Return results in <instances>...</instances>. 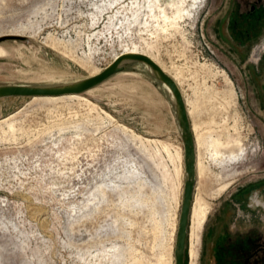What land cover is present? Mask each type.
I'll return each mask as SVG.
<instances>
[{
  "label": "rangeland",
  "instance_id": "1",
  "mask_svg": "<svg viewBox=\"0 0 264 264\" xmlns=\"http://www.w3.org/2000/svg\"><path fill=\"white\" fill-rule=\"evenodd\" d=\"M124 1L0 0V82H73L126 49L156 57L178 76L201 160L212 170L196 191L207 208L203 264L223 205L264 178V111L253 78L264 44L242 57L219 37L231 0H161L142 12L140 25L121 9ZM83 96L96 106L72 97L0 102V122L11 118L0 123V264H175L184 143L170 100L143 68ZM101 108L169 149L142 146L102 121ZM217 135L238 137L248 150L226 160L207 150Z\"/></svg>",
  "mask_w": 264,
  "mask_h": 264
},
{
  "label": "flooded vegetation",
  "instance_id": "2",
  "mask_svg": "<svg viewBox=\"0 0 264 264\" xmlns=\"http://www.w3.org/2000/svg\"><path fill=\"white\" fill-rule=\"evenodd\" d=\"M219 37L246 57L264 44V0H231ZM253 78L264 111V47ZM205 242L203 264H264V178L238 189L226 201L215 231Z\"/></svg>",
  "mask_w": 264,
  "mask_h": 264
},
{
  "label": "water",
  "instance_id": "3",
  "mask_svg": "<svg viewBox=\"0 0 264 264\" xmlns=\"http://www.w3.org/2000/svg\"><path fill=\"white\" fill-rule=\"evenodd\" d=\"M134 62L143 63L147 68L150 66L152 70H149V72L152 77H154V79L161 85H168L175 97V101L171 99V97L170 100L175 111V116L184 143L185 172L187 174L184 181L181 213L176 234L175 264H186L189 221L196 184V146L190 116L182 91L177 82L166 73L156 61L142 53H123L98 74L69 83L32 85L1 82L0 98L11 96H60L65 94L85 93L88 90L103 84L114 75L125 71L128 65Z\"/></svg>",
  "mask_w": 264,
  "mask_h": 264
},
{
  "label": "bare ground",
  "instance_id": "4",
  "mask_svg": "<svg viewBox=\"0 0 264 264\" xmlns=\"http://www.w3.org/2000/svg\"><path fill=\"white\" fill-rule=\"evenodd\" d=\"M125 1H129V2L127 4L124 3L121 6L122 7L121 9L125 11L127 9V7H128L131 11L134 12V14H136L138 16V20L135 22L136 25H140L142 23L141 15H142V12L146 10V8H148L150 11H153V9L156 7V5L157 4L159 5L160 2H161V0H125ZM122 3H123V1H122ZM146 3H148V4H146ZM120 4H121V2H120ZM177 17H179V16H177ZM174 19H176V17H173V20ZM165 20H166V22H169L170 21V17L168 15H165ZM158 26H162V24L158 23ZM97 32H98V30H97ZM125 51L127 53H136V50H131V49H126ZM71 56H73V55H71ZM148 56L151 57L154 61H156L164 69V71L166 73H168L177 82V84L180 87V83L178 81V76L170 74V72H169L170 70L168 69L169 70L168 71L156 57L150 56V55H148ZM118 57L119 56H116L112 60V62ZM112 62H110V63H112ZM88 65L92 66L90 64H88ZM104 69H101V68L100 69H96V68L95 69H91L89 76H93L95 74H98L99 72L103 71ZM148 70H152V68L150 66H148ZM178 72H179V70H178ZM89 76H86V77H89ZM162 86L165 89V91H167L169 97H171V99H173L175 101V97H174V94H173L171 88L168 85H166V84H162ZM95 88H92V89L88 90L87 92L92 91ZM180 89H181V87H180ZM181 91H182V89H181ZM87 92H85V93H87ZM182 94H183V97H184V93L183 92H182ZM62 97L82 98V99L86 100L89 104H92V106H96V104L94 102H91L86 97H84L83 93H79V94H65V95H60V96H33V97H31V99L47 98V99L56 100V99H60ZM184 100L186 102V106H187L188 113H189V116H190L191 115V110L189 108V104L190 103L188 104V102L185 99V97H184ZM101 111L105 115V116H103V120L102 121H104L105 119H108L111 123L112 122L113 123L116 122V123H114L116 125V128H118L119 130H123V131H125L127 133H130L135 138V140H137V141H139L141 143L142 146L145 147L147 144L157 143L159 145L161 144L164 149H166V150L169 149V145L166 144L164 141H162L160 139H157V138L145 137L143 135H140L134 129L130 128L128 125L120 123L119 121H117V119L114 117V115H112L110 112H108V111H106V110H104L102 108H101ZM9 119H11V118L9 117V118L3 119V120H1L0 123L5 122V121H7ZM190 121H191V119H190ZM191 126H192V122H191ZM192 132H193V135H194L195 146H196V179H197V182L195 184L193 203H192V208H191V213H190L189 235H188V245H189L188 248H189V251H188V248H187V253H188V256H189V259H190V264H198L199 255H200V248L199 247H200V244H201L202 231H203L204 224H205V221H206L207 208L203 207L201 204L198 205L199 193H196V191L199 189V187H197V186L200 185V183L203 182V180H205V181L209 180L210 175L212 173L211 172L212 170H211L209 164L207 165V164L202 162L203 159H202L201 154H200L201 153L200 152V141L201 140H199L198 134L196 132V128H194V126H192ZM205 138H206V136H205ZM237 138L224 137L223 135H221V136L217 135L214 138H213V136H211V138L209 140L207 139L208 142H209L208 143L209 146H207V150L212 149V147H214L216 152H218V153L222 152L224 154L226 160H230L232 158L236 159L238 157H241L248 150L247 144L244 143L243 141L239 140V138L238 139ZM254 151H255V147L252 148V152H254ZM244 158H245V156H244ZM177 159H178V161L180 163L179 175H180V180H181V184H182L181 190H183L184 181H185V179L187 177V174H186L185 169H184L185 158H184V148L182 147V145L177 148ZM135 170H137V169H135ZM116 186L120 187V185H116ZM222 188L218 189V191L221 192L222 190H224V188L223 189ZM180 207H181V203H180ZM178 219L173 224V236H174L173 240H174V243H175V240H176V233H177V229H178V223H177ZM186 259H187V254H186ZM186 264H187V262H186Z\"/></svg>",
  "mask_w": 264,
  "mask_h": 264
},
{
  "label": "crops",
  "instance_id": "5",
  "mask_svg": "<svg viewBox=\"0 0 264 264\" xmlns=\"http://www.w3.org/2000/svg\"><path fill=\"white\" fill-rule=\"evenodd\" d=\"M139 68H143V69H144V71L146 72V78L150 80V82L153 84V86L156 88V90H157V88L160 89V90H163L164 93L166 94V96L168 97V99L170 100V97H169L167 91H165V89L163 88V86H162L160 83H158V82L154 79V77H152V75L150 74V72H149L148 68L146 67V65H144L143 63H140V62H134V63H131L130 65H128V67L126 68L125 71H122V72H120V73L114 75L112 78H110L109 80H107V81L104 82V83L111 82V81L115 78V76L120 75V74H130V73H135ZM0 83H1V82H0ZM15 97H20V96H11V97L0 98V102H1L2 100H6V99H9V98H15ZM170 105H171L170 107H171V109H172V113H173V115L175 116V111H174V108H173V106H172L171 100H170ZM175 117H176V116H175Z\"/></svg>",
  "mask_w": 264,
  "mask_h": 264
},
{
  "label": "built area",
  "instance_id": "6",
  "mask_svg": "<svg viewBox=\"0 0 264 264\" xmlns=\"http://www.w3.org/2000/svg\"><path fill=\"white\" fill-rule=\"evenodd\" d=\"M111 58H112V56H111ZM111 58H110V59H111ZM110 59H109V60H110ZM109 60H108V61H109ZM108 61H107L103 66H105V65L108 63Z\"/></svg>",
  "mask_w": 264,
  "mask_h": 264
}]
</instances>
